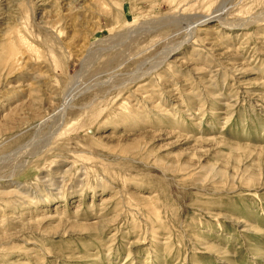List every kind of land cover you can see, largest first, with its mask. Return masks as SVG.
<instances>
[{
	"label": "rangeland",
	"instance_id": "1",
	"mask_svg": "<svg viewBox=\"0 0 264 264\" xmlns=\"http://www.w3.org/2000/svg\"><path fill=\"white\" fill-rule=\"evenodd\" d=\"M0 264H264V0H0Z\"/></svg>",
	"mask_w": 264,
	"mask_h": 264
},
{
	"label": "bare ground",
	"instance_id": "2",
	"mask_svg": "<svg viewBox=\"0 0 264 264\" xmlns=\"http://www.w3.org/2000/svg\"><path fill=\"white\" fill-rule=\"evenodd\" d=\"M220 9H214L213 11H211L210 13H208L206 15H201V16L198 15V18L196 16H193V17H196L195 21L192 22V23H190L189 25H187L185 27V29H184L185 30V33H187V37H189V36L192 35V33H193V31H194V29H195V27H196L197 24H203V23H208V22H212V21H217V19H219V14L220 13L218 14V11ZM194 23H196V24H194ZM176 47H179V45H177ZM169 54H170L169 52H167L166 54H164L163 58L158 63H161L162 61H164L167 58V55H169Z\"/></svg>",
	"mask_w": 264,
	"mask_h": 264
}]
</instances>
